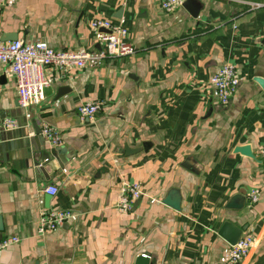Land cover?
I'll list each match as a JSON object with an SVG mask.
<instances>
[{
  "label": "crops",
  "instance_id": "obj_1",
  "mask_svg": "<svg viewBox=\"0 0 264 264\" xmlns=\"http://www.w3.org/2000/svg\"><path fill=\"white\" fill-rule=\"evenodd\" d=\"M161 1L0 5L4 41L100 49L91 23L105 19L125 26L136 47L93 68H47L54 84L48 98L27 109L15 77L0 64V235L21 238L0 250V264H227L230 244L219 234L225 221L255 238L237 264H264V6L253 5L264 0H199L197 17L183 6L165 12ZM227 62L240 86L223 106L209 82ZM88 101L104 102L94 122L77 112ZM6 117L19 127L5 129ZM43 123L60 131L61 145L33 137ZM23 136L33 137V148L55 151L53 166H35L30 146L2 147ZM245 144L254 158L235 151ZM126 147L142 150L126 155ZM122 181L143 189L129 213L116 208ZM52 184L55 195L46 192ZM172 189L179 210L163 202ZM254 191L258 200L251 202ZM236 193L246 196L244 207L227 208ZM41 208L74 215L40 234Z\"/></svg>",
  "mask_w": 264,
  "mask_h": 264
},
{
  "label": "built area",
  "instance_id": "obj_2",
  "mask_svg": "<svg viewBox=\"0 0 264 264\" xmlns=\"http://www.w3.org/2000/svg\"><path fill=\"white\" fill-rule=\"evenodd\" d=\"M186 0H162L161 7L165 12H172L183 6ZM5 0H0V5ZM255 7L264 6V1L253 3ZM97 31L96 37L99 43H103L100 49L71 51L56 50L42 40L26 41L16 39L4 41L0 37V64L4 65L6 72L16 79L18 101L20 106L27 109L37 105L48 98L53 80L46 77L45 70L56 67L66 74L72 67L93 68L99 66L104 60L132 55L136 47L129 41L128 29L113 23L110 20L95 19L91 23ZM105 29L100 31V29ZM209 86L217 93L220 103L226 106L230 103L240 86V78L234 63L227 62L211 77ZM103 101H88L81 103L77 112L81 120L94 122L97 113L101 110ZM3 127L8 130L17 129L18 122L13 117H6ZM40 135L50 147L62 144V135L54 126L43 123L39 127ZM264 156V148L262 149ZM46 192L55 195L58 187L54 184L46 187ZM143 195L142 185L138 182L122 181L119 185V195L116 208L123 213H129L136 200ZM258 194L254 191L250 194V201L256 202ZM74 215L69 209L41 208L38 232L56 229L66 224ZM21 238L15 235H0V250L19 243ZM255 238L253 235H242L238 242L230 245L224 260L227 264H237L248 256Z\"/></svg>",
  "mask_w": 264,
  "mask_h": 264
},
{
  "label": "water",
  "instance_id": "obj_3",
  "mask_svg": "<svg viewBox=\"0 0 264 264\" xmlns=\"http://www.w3.org/2000/svg\"><path fill=\"white\" fill-rule=\"evenodd\" d=\"M183 7H185L186 9H188V11L192 14V16L197 17L198 13H199V9L202 7V4L199 0H186L183 4ZM3 78L5 79V77L3 76ZM6 80V79H5ZM67 89L66 87H60L58 90V95H63L64 93H66ZM40 128L38 126L35 125L34 128V135L35 136H40ZM33 137H28V136H23L20 138H15L13 140H5L2 144V147L5 150L8 149H21L22 147H29L31 142L34 141ZM34 146V145H33ZM32 149V153L31 155L33 156V164L35 166H41L43 168H50V166H53V157H56V152L55 151H51L50 153L46 152V146H38L37 148H33L32 146H30ZM148 147V143L145 142L143 144V148L147 149ZM142 150V147H137V148H130V147H126L124 148V153L126 155L128 154H132L136 151ZM236 152H240L246 156L252 157L254 158V154L252 153V149L250 145H240L237 146L235 149ZM36 152H38V154L36 155ZM35 154V155H34ZM187 163H184V165H186ZM180 194L178 193V191L176 189H172L169 191V193L167 194V196L164 199V203L169 205L170 207L179 210L180 209ZM246 201V196L243 193H236L235 195H233V197L230 199V201L227 203V208H231V209H242L244 207ZM3 230V227L0 226V231ZM246 230V226L240 227V226H236L234 225L232 222L230 221H225L224 224L222 225L219 234L230 244V245H234L238 242V240L241 238V236L243 235V232Z\"/></svg>",
  "mask_w": 264,
  "mask_h": 264
}]
</instances>
